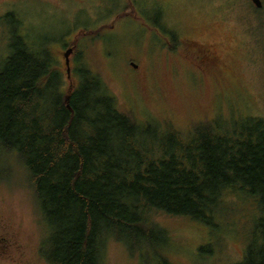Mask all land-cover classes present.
<instances>
[{
  "label": "trees",
  "instance_id": "1",
  "mask_svg": "<svg viewBox=\"0 0 264 264\" xmlns=\"http://www.w3.org/2000/svg\"><path fill=\"white\" fill-rule=\"evenodd\" d=\"M15 33L0 68V167L12 165L0 181L30 191L46 264H105L110 240L141 264H175L156 216L217 228L228 191L254 196L261 215L231 264H264L263 117L150 123L118 101L95 55L74 47L78 79L64 91L48 48Z\"/></svg>",
  "mask_w": 264,
  "mask_h": 264
},
{
  "label": "rangeland",
  "instance_id": "2",
  "mask_svg": "<svg viewBox=\"0 0 264 264\" xmlns=\"http://www.w3.org/2000/svg\"><path fill=\"white\" fill-rule=\"evenodd\" d=\"M16 30L31 46L48 48L64 91L78 79L73 57L69 80L66 76L68 44L74 42L86 63L95 55L118 101L150 123L161 125L157 118H164L184 127L219 118L228 126L246 116L264 118V6L257 8L251 0H0V68ZM189 37L213 44L224 64L222 75H214L207 88L189 72L200 62L184 48L182 40ZM9 166L1 164V176L8 175ZM10 179L0 181V264H46L38 254L42 228L30 191L22 179ZM223 200L217 228L156 216L168 235L165 252L175 264L241 259L260 211L244 191H228ZM199 247L210 252L200 253ZM104 260L141 264L113 240Z\"/></svg>",
  "mask_w": 264,
  "mask_h": 264
},
{
  "label": "flooded vegetation",
  "instance_id": "3",
  "mask_svg": "<svg viewBox=\"0 0 264 264\" xmlns=\"http://www.w3.org/2000/svg\"><path fill=\"white\" fill-rule=\"evenodd\" d=\"M263 6V4H262ZM184 44V48L187 50L189 49L191 53L196 54V56L199 58V65L197 69H194V71H189L192 76H195L198 79H201L204 83L205 88L209 85V83H212V80L215 78L214 75H222L223 71L222 68L224 64H222L221 59L217 52L215 51V47L213 44L207 43L204 39H194V38H185L182 40ZM71 47L72 51L69 53V63L70 59L75 57L74 54V47L73 45L67 46L65 49ZM186 68H188L186 65H183ZM73 68V67H72ZM188 70V69H187ZM71 71V69H70ZM217 79L219 81H223V77H218Z\"/></svg>",
  "mask_w": 264,
  "mask_h": 264
},
{
  "label": "water",
  "instance_id": "4",
  "mask_svg": "<svg viewBox=\"0 0 264 264\" xmlns=\"http://www.w3.org/2000/svg\"><path fill=\"white\" fill-rule=\"evenodd\" d=\"M251 2L253 3L254 6H256L257 8H260L262 6V1L261 0H251ZM73 47H74V43H73ZM72 51V48L69 47L67 49H65L63 55H64V59H65V65H66V73H67V77H70V66H69V53Z\"/></svg>",
  "mask_w": 264,
  "mask_h": 264
}]
</instances>
